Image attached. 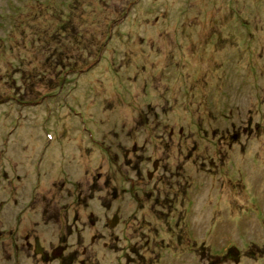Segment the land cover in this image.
<instances>
[{
    "label": "rangeland",
    "instance_id": "374dc122",
    "mask_svg": "<svg viewBox=\"0 0 264 264\" xmlns=\"http://www.w3.org/2000/svg\"><path fill=\"white\" fill-rule=\"evenodd\" d=\"M16 226L64 264H264V0H0Z\"/></svg>",
    "mask_w": 264,
    "mask_h": 264
},
{
    "label": "flooded vegetation",
    "instance_id": "af4514ba",
    "mask_svg": "<svg viewBox=\"0 0 264 264\" xmlns=\"http://www.w3.org/2000/svg\"><path fill=\"white\" fill-rule=\"evenodd\" d=\"M112 217V220L109 222L110 226L115 225L118 215L115 214ZM27 228L28 226H16L14 229H10L9 231L3 230L0 232V237L4 239L7 238L6 240L10 243V257L12 259V264H22V254L24 249H26L30 255L43 261L45 264L49 263V261L55 264H64L63 257L67 253L68 248L66 245L62 244L63 242L60 241L55 245L48 244L43 238L41 239L40 235L31 234V231L26 230ZM69 258L72 260L70 263L72 264L73 258L70 256Z\"/></svg>",
    "mask_w": 264,
    "mask_h": 264
}]
</instances>
